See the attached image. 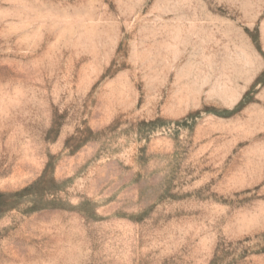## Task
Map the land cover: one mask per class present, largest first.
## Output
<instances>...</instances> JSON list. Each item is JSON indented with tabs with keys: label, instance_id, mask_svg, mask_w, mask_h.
<instances>
[{
	"label": "rangeland",
	"instance_id": "obj_1",
	"mask_svg": "<svg viewBox=\"0 0 264 264\" xmlns=\"http://www.w3.org/2000/svg\"><path fill=\"white\" fill-rule=\"evenodd\" d=\"M0 264H264V0H0Z\"/></svg>",
	"mask_w": 264,
	"mask_h": 264
}]
</instances>
